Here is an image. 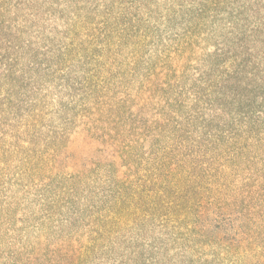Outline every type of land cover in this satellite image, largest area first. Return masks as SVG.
Masks as SVG:
<instances>
[{
	"label": "trees",
	"instance_id": "1",
	"mask_svg": "<svg viewBox=\"0 0 264 264\" xmlns=\"http://www.w3.org/2000/svg\"><path fill=\"white\" fill-rule=\"evenodd\" d=\"M29 1L59 43L0 23V264H264L252 0Z\"/></svg>",
	"mask_w": 264,
	"mask_h": 264
},
{
	"label": "rangeland",
	"instance_id": "2",
	"mask_svg": "<svg viewBox=\"0 0 264 264\" xmlns=\"http://www.w3.org/2000/svg\"><path fill=\"white\" fill-rule=\"evenodd\" d=\"M6 0L0 1V23L5 22V25H12L15 26L18 22H21L23 17L27 14L28 8L38 9L41 12L40 18L31 25V34H32V44L33 48L41 49L42 47H47V49L52 50L55 49L56 43L58 44L59 41H55L53 36H50V24L49 22H45L44 17L47 16V9L42 6L38 5L35 7L30 4L29 0H9L8 2L4 3ZM12 4L13 8H5L6 5ZM19 3H23L24 7L21 10L17 8ZM241 3V2H240ZM243 3V2H242ZM264 0H252L251 11H250V20H249V29L253 31L254 35V60L256 61H264ZM166 10L165 6L161 11ZM165 13V12H164ZM167 14V12H166ZM165 14V16H166ZM26 19V18H24ZM23 19V20H24ZM7 23V24H6ZM2 24V23H1ZM0 24V27L2 25ZM243 24V23H242ZM60 26V24H59ZM53 93H56V90H53Z\"/></svg>",
	"mask_w": 264,
	"mask_h": 264
}]
</instances>
